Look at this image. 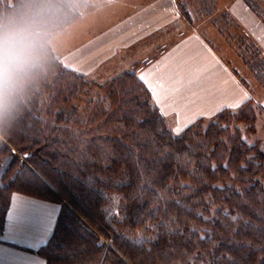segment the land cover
Listing matches in <instances>:
<instances>
[{
  "label": "trees",
  "instance_id": "trees-1",
  "mask_svg": "<svg viewBox=\"0 0 264 264\" xmlns=\"http://www.w3.org/2000/svg\"><path fill=\"white\" fill-rule=\"evenodd\" d=\"M79 15L75 0H0V31L23 22L38 45L0 92V234L20 192L60 204L34 249L46 264H264L255 108L173 130L142 66L95 82L63 64L50 39Z\"/></svg>",
  "mask_w": 264,
  "mask_h": 264
},
{
  "label": "rangeland",
  "instance_id": "rangeland-1",
  "mask_svg": "<svg viewBox=\"0 0 264 264\" xmlns=\"http://www.w3.org/2000/svg\"><path fill=\"white\" fill-rule=\"evenodd\" d=\"M228 1H215L220 7L218 11L213 5L214 0H174L172 5L169 0H75L80 15L57 31L50 42L64 65L84 74L88 80L105 82L125 69L137 70L154 59L160 53L161 43L176 38L179 27L206 28L205 32L213 38L210 42L217 44L226 59L236 45L237 58L234 53L231 65L242 69L247 79L252 73L255 76L252 80L242 81L252 86L253 96L245 101H249L256 111L254 131L247 133V139L249 142L262 141L264 108L259 93L261 85L264 87V62L255 45L244 39V29L238 19L235 21L231 15L224 14ZM252 8L262 11L259 3L253 2ZM243 59L247 66L242 65ZM173 66L175 69L173 63L166 65L162 74L166 82L180 80ZM250 66L259 70L254 72ZM239 105L227 108L236 109ZM166 117L173 130L182 129L173 125L174 117ZM211 117L213 115L205 117L206 121ZM9 161L10 156L0 161V179Z\"/></svg>",
  "mask_w": 264,
  "mask_h": 264
},
{
  "label": "crops",
  "instance_id": "crops-1",
  "mask_svg": "<svg viewBox=\"0 0 264 264\" xmlns=\"http://www.w3.org/2000/svg\"><path fill=\"white\" fill-rule=\"evenodd\" d=\"M169 1L172 5L174 0ZM215 1L213 5L219 11L220 7ZM253 2L259 3L262 11L254 10ZM226 6L224 14L231 15L235 21L238 19L244 29V39L255 45L259 58L264 62L263 0H229ZM205 29L179 27L176 38L161 43L160 53L139 71L160 110L165 116L174 117L175 127L183 128L198 117L214 115L226 107H236L247 97L253 96L251 84L245 85L242 81L252 80L255 76L251 71L257 72L259 69L250 66L252 70L248 69L252 74L247 79L242 69L230 64L234 53L237 58L236 45L229 53V59H226L217 44L210 42L213 38ZM171 63L175 64V69L174 66L172 68L176 76L179 74L180 80L166 82L162 74L166 71V65ZM247 64L243 59L242 65ZM259 95L264 108L262 85ZM59 210L58 202L20 192L12 193L4 230L0 234V264H46L34 249L48 240Z\"/></svg>",
  "mask_w": 264,
  "mask_h": 264
},
{
  "label": "clouds",
  "instance_id": "clouds-1",
  "mask_svg": "<svg viewBox=\"0 0 264 264\" xmlns=\"http://www.w3.org/2000/svg\"><path fill=\"white\" fill-rule=\"evenodd\" d=\"M37 47L31 30L23 22L13 21L0 31V92L35 64Z\"/></svg>",
  "mask_w": 264,
  "mask_h": 264
},
{
  "label": "snow or ice",
  "instance_id": "snow-or-ice-1",
  "mask_svg": "<svg viewBox=\"0 0 264 264\" xmlns=\"http://www.w3.org/2000/svg\"><path fill=\"white\" fill-rule=\"evenodd\" d=\"M246 98V97H245Z\"/></svg>",
  "mask_w": 264,
  "mask_h": 264
}]
</instances>
